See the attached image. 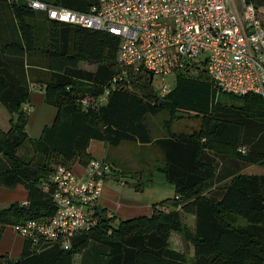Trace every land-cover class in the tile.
Listing matches in <instances>:
<instances>
[{
	"label": "trees",
	"instance_id": "16d2710c",
	"mask_svg": "<svg viewBox=\"0 0 264 264\" xmlns=\"http://www.w3.org/2000/svg\"><path fill=\"white\" fill-rule=\"evenodd\" d=\"M45 1L86 10L94 0ZM245 1L261 20L264 0ZM118 40L105 30L49 19L25 0H0V104L9 114L8 128H0V186L21 184L27 191L25 202L0 206V229L50 216L49 175L57 164L84 165L90 139L109 146L151 143L160 152L153 168L173 186L149 214L120 218L95 204L96 222L75 233L68 247L25 238L19 257L0 256V263L74 264L79 253L78 264H264V173L242 171L264 160L260 96L218 90L203 68L187 66L173 68V85L161 96L141 72L130 75L128 87H110L119 71ZM29 82L42 85L43 101L55 108L36 137L26 131ZM84 97L90 100L82 104ZM189 110L199 116L198 127L174 130L179 111ZM159 112L167 115L156 126L150 117ZM188 214L192 225L182 219ZM170 232L192 243L189 261L169 246Z\"/></svg>",
	"mask_w": 264,
	"mask_h": 264
},
{
	"label": "built area",
	"instance_id": "2783aa9c",
	"mask_svg": "<svg viewBox=\"0 0 264 264\" xmlns=\"http://www.w3.org/2000/svg\"><path fill=\"white\" fill-rule=\"evenodd\" d=\"M49 19L101 29L118 36L119 71L114 85L128 87L141 72L150 76L173 72L174 67L203 63L218 90L256 93L264 107V25L256 7L245 0H94L86 10H76L45 0H25ZM188 64V65H186ZM164 81L157 91L170 89ZM104 90L97 99L102 100ZM88 100L81 99L82 104ZM26 108V106H25ZM244 150L243 146L237 148ZM109 168L102 159L90 158L80 175L57 164L48 177L54 204L46 218L10 223L22 238L41 239L65 248L71 237L96 222L92 213L99 183ZM43 188L47 184L43 183ZM0 264H15L4 261Z\"/></svg>",
	"mask_w": 264,
	"mask_h": 264
},
{
	"label": "crops",
	"instance_id": "0c3cea01",
	"mask_svg": "<svg viewBox=\"0 0 264 264\" xmlns=\"http://www.w3.org/2000/svg\"><path fill=\"white\" fill-rule=\"evenodd\" d=\"M259 8L264 10V6ZM78 65L80 66V62ZM29 88L30 99L25 104L28 113L26 131L29 136L36 137L39 135L42 126L51 121L55 108L43 101L42 85L29 82ZM8 117V112L0 104V128L3 130H6L9 126ZM124 142L126 141L120 142L115 146H109L98 139H90L88 142L87 151L90 157L102 159L109 165V169L105 170L99 183L100 190L96 198V204L105 206L108 209V213H114L120 218L149 214L151 203L171 196L173 194V186L164 179L160 171L153 168L156 160L160 159V152L151 143L129 141L125 145ZM129 143L137 146V151L140 154L137 159L130 148H128ZM71 167L78 175L83 171V165L77 162ZM126 171H129L134 177L140 172L146 173L153 179L148 186L135 189L133 186L134 182H136L135 180L129 182L122 177ZM108 177L112 178L114 183H107ZM125 185L127 187H124ZM26 195L27 191L21 184H16L12 187L0 186V206L12 200L23 203L26 201ZM186 216L190 220L189 225H192L193 216L191 214ZM24 243L25 239L11 229L10 223L1 226L0 256L15 260L19 257Z\"/></svg>",
	"mask_w": 264,
	"mask_h": 264
},
{
	"label": "rangeland",
	"instance_id": "374dc122",
	"mask_svg": "<svg viewBox=\"0 0 264 264\" xmlns=\"http://www.w3.org/2000/svg\"><path fill=\"white\" fill-rule=\"evenodd\" d=\"M236 1H238V0H236ZM261 20L264 23V16H261ZM31 58L33 60H36V56H31ZM80 66H83L86 69H88V68H93L94 64L88 63L87 61H80ZM202 68L204 69L203 63H196L195 67L190 68V70L192 72H197V71H200V69H202ZM164 81H167L169 83V86H172L173 82H174V73L169 72V73L162 74V75L161 74L154 75L153 80L151 81V84H152V87L155 89V91L159 90L160 84ZM218 98L221 99L220 95ZM179 113L180 114L178 115V118H176V120H174V122L172 123V128L174 130H179V131L180 130H189V129H193V128L195 129L198 127L199 116L195 112L189 110V111H179ZM166 115L167 114L164 112H159L156 115H153L150 117V119H152V120H150V122L153 125L159 126L160 125L159 122H161V119L164 116L166 117ZM154 131L158 132V129H156ZM127 142H129V141L124 142L125 145ZM121 145H124V144H121ZM128 145H129L128 148H130L132 153H134V157L137 159L140 155L137 151V148H136L137 146H134L131 143H129ZM134 151H137V152H134ZM116 166H118V165H116ZM70 168H72V167H70ZM242 171L245 173H264V160L260 164H248L242 169ZM122 177L124 178V180H128L129 182L131 180L132 181L135 180L137 182H140L141 187L148 186L150 184V181L153 179L148 174L141 173V172L134 177L132 174L129 173V171H126ZM106 181H107V183H114L113 179L110 177H108ZM124 187H127V186L125 185ZM182 219L187 224H190V220L186 215H184V216L182 215ZM168 241H169L170 247H172L174 249L181 250L184 253V255L186 256L187 260L188 261L190 260L191 253H192V243L189 240L184 239V237L181 236L177 232H170L169 237H168ZM78 261H79V253L73 255L74 264H78Z\"/></svg>",
	"mask_w": 264,
	"mask_h": 264
}]
</instances>
